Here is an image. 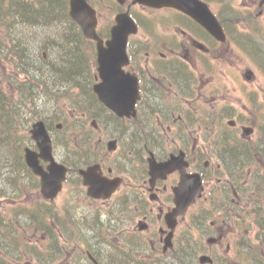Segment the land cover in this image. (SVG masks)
Wrapping results in <instances>:
<instances>
[{"label": "rangeland", "instance_id": "374dc122", "mask_svg": "<svg viewBox=\"0 0 264 264\" xmlns=\"http://www.w3.org/2000/svg\"><path fill=\"white\" fill-rule=\"evenodd\" d=\"M255 1L256 0H231V3L238 5L240 2H242V4L247 3V4L251 5ZM248 26H249L248 24L245 25V27H248ZM263 36H264V30H263ZM246 46H247V42H245L244 40L242 42H238L237 46L235 48L233 47L232 50H230V52L227 53V58H225V60L221 59L218 61L219 64H221L222 62H225V61H229L230 64H232V65L235 64L234 66H235L236 72H238L239 70L243 71L245 68H248L249 66L254 65L255 64L254 58H251V57L247 58L245 55L243 56L241 54V50L243 48L247 49ZM57 54H58L57 51H55V52H52V55L49 56L50 60L53 61L54 63H58L59 59L63 55V53L58 54V56H57ZM39 55H40V53H39ZM67 57H68V59H70L68 55H67ZM260 58H263V57L260 56ZM47 63H49V62H47ZM76 63L79 66V69L81 72L76 74V76H75L76 78H75V80H73L75 82L74 85H72L71 83H64L63 81L61 82L57 78V75L55 76L53 74H50L48 76H45L44 74H34L33 76L35 78L41 79L44 83V84L39 83V84H41V86H37L35 83L30 85L31 86L30 89H32V91L34 92V99H33V96L30 95V93L27 94L28 90L22 96H19V94L18 93L16 94L15 92H11L10 96L9 95L5 96V97H7V99H5V97L3 96L5 102L10 103L12 105H17L20 103L26 105V104L31 103L32 107L29 110L32 112V114H30L28 116V115L24 114L23 112H21V115L19 118L20 120L18 121L21 128L26 129L30 125L31 120L33 119V117L36 114V112H35L36 110H37V112H39V110L41 108L43 110L44 115H46L50 111L47 108H43V105H45L46 103L52 102V100H53L52 96H54L53 95L54 93L57 96H61L62 102L64 100L69 102L71 100H74V98H76L77 100L79 99L80 102H82L84 104L89 103V104L95 105L93 102L91 87L89 86V84L91 82L86 81V79H87L86 75L87 74H85V70H86L87 65L82 66V63L80 61H77ZM82 69H84V70L82 71ZM30 70H31V68H30ZM9 71L16 73L17 68L15 70H9ZM23 78H25L24 75L22 76V79ZM221 81H222V79H221ZM79 83H82L84 86H80ZM254 85H263V87H264V70L263 69H260L257 72V77H256V81H255ZM246 86H248V88H249L252 85H246ZM71 87H73V88L70 89ZM234 87L236 90L235 91L236 98H238V100H241V101L243 100V102H241V104H244V102H246L249 99L248 95H247V92L249 89L245 90V91L242 90V88L239 87L238 82H235ZM233 93H234V91H233ZM4 100L0 99V110H1V108L6 109L5 105H4ZM79 100L78 101L75 100V103L79 102ZM35 104L40 106V108H37L35 106ZM51 108H52V106H51ZM72 112H73V110L69 109L68 115L72 114ZM261 112L263 113V117H264V109L261 110ZM38 114L40 115V113H38ZM9 115L10 116H16L17 114L15 112H11ZM263 120H264V118H263ZM263 120L260 121L259 125L264 130V121ZM63 121H68L69 123L73 122V120L70 117L64 119ZM58 122L59 121H57L56 123H58ZM68 126H69V124L66 123V128H64V130L61 133H59V135L67 134L70 130L68 128ZM16 128H17V126H16ZM135 135H136V129H134L133 131L132 130L128 131L126 134H124V137H125V140L127 142H129V141L133 142V140H136ZM0 136H1V134H0ZM149 140H151V138H149ZM24 146L25 145L20 144V149L18 151V156H19V159H21V160H22V153L21 152H22ZM10 149L11 148H9V147L7 148L4 145H2L0 148V176L3 177L2 178L3 188H6V189H10L12 186H14V182L16 179L15 172H17V173L19 172L22 175L20 162H18V165L14 164V163H9V162L7 163V160L12 155ZM225 149H228V147H225ZM140 203H142V202H138L137 205H139ZM2 204H3V200H2ZM87 204H88V202L85 201V203H83V204L81 203L79 206L71 204L69 207L72 209L86 208ZM116 204H117L116 202H113L112 205H116ZM135 204H136L135 202H124V204L122 205L123 206L122 207L123 214L128 215L130 212L137 213L139 210V207L137 208ZM54 207H56V206H54ZM5 208H9L8 204ZM208 212L209 211H207V214H208ZM201 213H202V211H198L197 212L198 216L201 217L202 216ZM190 214H192V213H190ZM207 214H205V215H207ZM128 220H129V218H128ZM132 225H135V227H137V225L135 223H132ZM148 233H151V232L148 231ZM201 234L202 233L197 232L192 237L196 238V240L198 241L197 237H200ZM35 238H36L35 235L33 238L29 237V240L24 238L23 242L19 243L20 246L18 249H25V255H24L25 261H27L28 259H31L32 256H35V253L37 251L36 250V244H35L36 243L35 240L37 238L36 239ZM202 239L204 241L203 242L204 248H206L207 247V245H206L207 238L205 239L204 237H202ZM199 242H200V240H199ZM250 242L251 243L256 242V240L254 238H252ZM30 244H31V246H30ZM16 250H14V251H16ZM220 253H222V251ZM23 263H24V261L21 262V264H23Z\"/></svg>", "mask_w": 264, "mask_h": 264}, {"label": "bare ground", "instance_id": "6f19581e", "mask_svg": "<svg viewBox=\"0 0 264 264\" xmlns=\"http://www.w3.org/2000/svg\"><path fill=\"white\" fill-rule=\"evenodd\" d=\"M57 4H63L67 0H53ZM22 7L24 8L27 6L28 8L34 7L35 9L39 10V14L35 15V21L34 25L37 27H44L47 26L50 23V19L46 18L44 15L41 14V12H45L47 10V7L45 5H42L38 2V0H30L29 3H27L26 0H21ZM25 5V6H24ZM18 5L14 3V1L11 3V5L6 6V9L9 11H12L13 8ZM76 18V17H75ZM2 26L0 25V28ZM13 33L15 34L14 41L12 43V49H9L6 52L7 56L10 57L13 62H18L21 67L17 68L20 73H24L26 75L31 74H48L49 73V68H50V63L53 61L50 60L49 63L41 59L39 56L37 57L35 55L34 50L30 47V44L32 42L36 41V38H34L30 33L26 34V36H22L21 33L18 32V28H12ZM61 41L63 43H56L52 44L55 47H58L61 50H66L65 45H69L74 43L75 45L80 44L79 38L75 34L74 29H67L61 36ZM73 52V51H72ZM31 67V70L30 68ZM164 71L166 69L164 68ZM2 141L0 139V148L2 146ZM20 177H16L15 181H20ZM15 186H17V183H15ZM23 210V215L31 221H34L36 219V214H28L26 209ZM46 209L40 212L41 215L45 213ZM39 217L41 215L37 214ZM74 215H72V219H74ZM3 219L0 217V244L4 245L5 249L9 248L10 250L13 249H18L19 248V243L17 240L16 233H13L12 230L7 227V225L2 222ZM39 237V238H38ZM37 238V239H36ZM35 239V244L38 247V249H43L46 250L48 248L47 243H45V238L43 236H37ZM12 251V250H11ZM13 264H21V262L13 263Z\"/></svg>", "mask_w": 264, "mask_h": 264}, {"label": "flooded vegetation", "instance_id": "af4514ba", "mask_svg": "<svg viewBox=\"0 0 264 264\" xmlns=\"http://www.w3.org/2000/svg\"><path fill=\"white\" fill-rule=\"evenodd\" d=\"M155 60V57L154 59ZM152 79H155L156 82H157V85H156V90H157V96L155 97L156 100L160 103L159 107L160 109L162 110H166V109H171L173 107V105L171 104L172 101H170V97L172 95V90H171V83L168 81L167 78L162 77L160 78L159 75H156V74H152L150 73ZM173 93H174V90H173ZM164 119H168L167 117L164 118ZM172 129H175L177 130V126H155L153 128V131L155 133V135H158L159 137H162L168 141L169 145L172 143V141L170 140V136L168 135V133L172 130ZM81 135L80 134H76V136H74V139H77L79 138ZM175 142V141H173Z\"/></svg>", "mask_w": 264, "mask_h": 264}, {"label": "trees", "instance_id": "16d2710c", "mask_svg": "<svg viewBox=\"0 0 264 264\" xmlns=\"http://www.w3.org/2000/svg\"><path fill=\"white\" fill-rule=\"evenodd\" d=\"M26 1L28 3L29 0H26ZM11 3H12V0H6V1H4V4H5L4 5L3 0H2V2L0 0V14H4L5 17H9L11 20H13L12 16L14 13H17V10L15 9L14 11L13 10L9 11L6 9V6H9ZM44 4L47 7V10L45 12H41V14L44 15L47 19L49 18L50 20L54 21L55 19L59 18L60 15H62V14H60V12L58 13L59 5L57 6L56 3H54L52 0H47ZM19 5L22 6V3L20 1H19ZM32 12H33V17H31L30 19L25 18L24 24H26L27 21H30L31 23L35 22V17H36L35 15L39 14V10L32 8ZM22 13L24 15L29 13L27 6L24 7V11ZM18 17H20V16H18ZM22 18H24V17L21 16L20 19H22ZM4 21L7 22V26L12 25L9 23V19L4 20Z\"/></svg>", "mask_w": 264, "mask_h": 264}, {"label": "water", "instance_id": "95a60500", "mask_svg": "<svg viewBox=\"0 0 264 264\" xmlns=\"http://www.w3.org/2000/svg\"><path fill=\"white\" fill-rule=\"evenodd\" d=\"M77 2V1H76ZM73 3V1H72ZM77 4V3H76ZM75 3H73V9H72V14L77 17V19L81 20V16H78L77 12L75 11ZM193 15L195 17H197L199 20H201L205 25H209L211 28H212V23H215V21L211 18V17H208L206 13L204 12H196V13H193ZM206 25V26H207Z\"/></svg>", "mask_w": 264, "mask_h": 264}]
</instances>
